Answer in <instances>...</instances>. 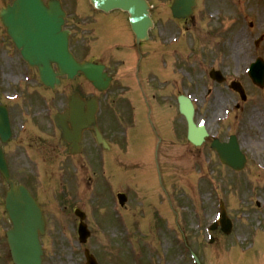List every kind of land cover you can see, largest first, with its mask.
<instances>
[{
  "label": "rangeland",
  "instance_id": "1",
  "mask_svg": "<svg viewBox=\"0 0 264 264\" xmlns=\"http://www.w3.org/2000/svg\"><path fill=\"white\" fill-rule=\"evenodd\" d=\"M72 1L77 4L71 15L83 21V2L86 0ZM154 1L158 28L171 27L178 31L179 27L172 24L171 18L166 20L170 17L168 6L171 0ZM245 1L241 0V5ZM228 2L200 0V10L209 13L213 24L217 22V32L209 35H213L211 39L202 38L197 45H191L188 40L182 61L176 67L171 60L168 76L164 74L170 78V83L166 84L162 75L156 72L151 92L155 93L158 101L154 102L151 123L158 130L165 128L163 144L159 146L165 158L158 160L164 177L163 189H159L156 176L154 180H141L143 169L139 165L142 163L130 168L129 160H124L126 170L122 169V189L127 191L124 210L117 211L118 216L108 205L107 193L103 196L87 193L84 195L87 198L84 207L91 217L89 227L93 237L81 244L73 228L61 225L65 223L60 220L63 218L57 219L56 226L47 228V235L42 240L43 264H85V248L94 254L98 264H195L191 251L196 254L198 264H264V87H253L243 75L248 60L256 55L264 56V35L255 47L256 33H247L243 26L241 17L244 18L242 15L245 13L237 12L236 8L232 10L235 5L228 7ZM205 22L202 21L203 25ZM236 23L241 25L238 30L233 27ZM78 31L72 46L73 52L80 57L83 54L80 44L84 37L81 30ZM237 32L241 34L238 42L233 39ZM160 36L163 37V33ZM89 43L92 46L97 44L93 37ZM2 64L0 68L4 70ZM211 68L219 69L226 81L220 85L211 84L208 77ZM175 78L189 87V92L194 91V87L198 90L193 96L198 106L195 120L202 118L209 131V137L200 146L187 142L184 124L176 121L172 105L168 109V102L161 99L170 91ZM232 79L244 85L248 94L245 102L228 91L226 85ZM9 83L13 84L12 78L0 84V93L6 91ZM210 85H213L215 98H205V89ZM235 103L239 109L234 107ZM122 124H128L124 117ZM147 125L150 129L149 121ZM231 133L237 135L248 153V161L239 172L222 165L209 147L213 136L224 140ZM144 168L149 170L148 163ZM52 172L46 176L49 180ZM150 176L153 177L152 172ZM49 191L46 187V192ZM165 192L170 200L169 206ZM220 202L232 223V230L227 235L219 228L209 229L219 213ZM53 203V208H48L59 212L54 200ZM117 216L121 221L114 225ZM68 219H72L71 215ZM6 225L5 220L3 227ZM209 235L214 237L213 242L209 241ZM6 248L4 237H0V264H4ZM7 264H11L8 257Z\"/></svg>",
  "mask_w": 264,
  "mask_h": 264
},
{
  "label": "flooded vegetation",
  "instance_id": "2",
  "mask_svg": "<svg viewBox=\"0 0 264 264\" xmlns=\"http://www.w3.org/2000/svg\"><path fill=\"white\" fill-rule=\"evenodd\" d=\"M147 1L154 27L143 41H136L128 16L123 12L98 11L84 1L82 21L71 15L77 2L61 1L66 11V27L70 30V45L76 41L74 38L80 32L78 29L81 30L84 38L80 44L83 53L80 59L103 65L111 78L104 92H96L81 75L72 81L62 78L60 86L54 89L46 87L40 82L37 70L22 60L0 25V64L5 66L4 70L0 68V84L13 79V84L9 83L6 91L0 93V102L7 107L12 131L11 137L2 147L11 178L15 183L25 185L34 195L48 227H55L57 219L63 218L60 220L66 224L61 225L75 228L78 219L76 216L68 219L69 215L76 208L85 210L87 198L84 195L87 193L95 196L107 193L109 202L117 200V195L122 193V169L126 170L124 160L145 163L150 158L156 162L165 158L163 150L159 148L163 144L165 128L158 130L151 123L154 102L158 101L155 93L151 92L156 72L162 75L166 84L170 83V78L163 73L167 63L170 65L172 60L177 67L186 53L188 40L191 45H197L202 38L211 39L213 35H209L217 32V22L213 24L206 18V13L199 9L191 17L178 21V31L171 27L157 28L159 22L155 18L154 1ZM10 2L0 0V8ZM252 3L260 12H255L254 17L245 15L242 22L250 28L263 31L264 0H252ZM203 20L206 21L204 25ZM81 23L83 27L80 28ZM155 28L158 29L157 34ZM91 37L97 44L90 45ZM183 87L179 79L175 78L170 91L161 97L168 102V109L172 105L173 115L181 125L184 119L178 113L176 101ZM60 88L63 91L58 92ZM74 92L84 99L96 96L99 105L97 124L105 139V146L97 142L91 130L82 132L79 152L71 153L61 138L54 117L66 108L68 97ZM14 94L17 96L15 99L6 98ZM170 100H174V104ZM123 117L124 121L131 117L130 123L122 124ZM161 125L166 126L163 123ZM128 145L132 151L130 156L124 155V148ZM48 172H52L50 180L47 178ZM3 185L0 178L2 207L6 194V190L3 193ZM46 187L50 189L49 192H46ZM53 200L59 212L49 209L53 208ZM85 213L89 225L91 217ZM2 217L4 208L3 213H0Z\"/></svg>",
  "mask_w": 264,
  "mask_h": 264
},
{
  "label": "water",
  "instance_id": "3",
  "mask_svg": "<svg viewBox=\"0 0 264 264\" xmlns=\"http://www.w3.org/2000/svg\"><path fill=\"white\" fill-rule=\"evenodd\" d=\"M97 8L109 10L120 8L130 14L132 26L137 38L146 35L147 16L142 0H91ZM195 0H174L171 6L176 16L185 15L191 11ZM63 11L59 8L57 1L50 2L45 6L42 0H14L12 5L0 11V20L6 27L12 41L20 49L23 58L31 65L38 67L42 80L48 84L54 77L52 63H56L60 74L72 77L75 73L82 71L96 87H101L100 68L88 63H78L69 53L67 48V33L61 30L63 24ZM262 84V81H259ZM180 112L186 117L188 124V139L192 143L200 144L207 132L204 127H196L192 121L193 107L186 98L179 99ZM78 102L72 99L69 103V111L77 112ZM95 103L92 101L88 119L84 123H72L69 128L66 122L57 120L63 137L71 142L75 133L83 126L92 127L101 139L95 127L94 121ZM64 115V116H65ZM62 116V117H64ZM73 134V135H72ZM9 136V125L7 113L0 106V137L5 140ZM212 148L219 155L220 160L239 170L244 165V157L240 153L235 137H230L228 143H220L215 140ZM0 171L10 185L6 196V209L12 221V228L7 231L8 244L12 260L15 264H41L42 250L38 234L43 233V218L32 196L22 186H15L8 179V171L0 150ZM222 230L226 233L230 230V223L222 211ZM216 225H213V228ZM80 240L84 242L87 232L83 225L79 227ZM87 264H96L94 258L85 251Z\"/></svg>",
  "mask_w": 264,
  "mask_h": 264
},
{
  "label": "bare ground",
  "instance_id": "4",
  "mask_svg": "<svg viewBox=\"0 0 264 264\" xmlns=\"http://www.w3.org/2000/svg\"><path fill=\"white\" fill-rule=\"evenodd\" d=\"M62 31L67 33L66 30H62ZM234 39L236 41H238L240 39V35L237 34L234 37ZM68 43L70 44V37L68 38ZM89 64L92 65V63H89ZM90 109H91V103L85 102L83 99L79 98V102L77 105V112H74L71 110L64 117H58V119H60V121H64L65 119H67L66 122H67L68 126H70L68 120L72 121L73 124L74 123L82 124L85 122V120L88 119L87 115L90 113V111H89Z\"/></svg>",
  "mask_w": 264,
  "mask_h": 264
}]
</instances>
